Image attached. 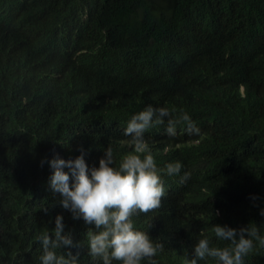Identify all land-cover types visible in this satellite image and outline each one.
I'll return each mask as SVG.
<instances>
[{
    "label": "trees",
    "instance_id": "1",
    "mask_svg": "<svg viewBox=\"0 0 264 264\" xmlns=\"http://www.w3.org/2000/svg\"><path fill=\"white\" fill-rule=\"evenodd\" d=\"M105 2L123 16L113 18L105 39L89 37V47L78 41L75 19L69 62L51 79L35 72L43 27L13 45L2 36L21 41L17 29L0 28V264H39L36 237L54 228L57 214L75 245L61 252L91 264L94 226L60 207L48 184L52 170L41 161L74 159L83 149L87 165L98 167L110 147L118 165L134 152L123 135L127 120L147 105L186 111L200 129L190 135L180 125L175 138L164 125L145 133L158 168L183 166L179 175H162L160 207L133 216L162 245L157 264H184L204 237L231 246L216 239L217 224L254 229L245 264H264V0ZM209 4L217 8L212 15ZM123 59L135 67L118 65Z\"/></svg>",
    "mask_w": 264,
    "mask_h": 264
},
{
    "label": "clouds",
    "instance_id": "2",
    "mask_svg": "<svg viewBox=\"0 0 264 264\" xmlns=\"http://www.w3.org/2000/svg\"><path fill=\"white\" fill-rule=\"evenodd\" d=\"M37 7L41 11L36 10ZM209 7L211 15L217 11L210 4ZM116 16L123 15L109 7L105 0H0V28L10 26L22 37L19 41L15 33L5 34L2 36L5 45L32 40L34 27H43V51L35 68L43 79L57 77L69 62L75 35L89 47V37L105 39ZM75 19L81 28L73 35L69 26ZM28 54L31 55V51ZM118 65L135 67L127 59L119 61ZM160 125L165 126L169 138L176 137L180 125H184L190 135L200 133L186 111L147 105L127 120L123 135L134 152L123 155L118 165L110 147L105 149L98 167L87 165L83 149L74 159L66 160L57 155L41 161V167L47 163L52 170L48 184L53 193L59 194L60 207L70 212L73 220L94 226L95 230L90 228L87 233V255L91 264H144L145 261L157 264L154 257L162 250V245L154 243L146 231L137 228L133 216L159 208L165 195L162 175H179L183 167L180 161H175L158 168L145 133ZM188 178L189 173L184 172L180 182ZM260 215L264 216V209ZM213 232L217 240L229 241L231 246L214 247L207 237L200 238L184 264H198L208 259L215 264H245V258L254 250L251 237L256 234L255 230L217 224ZM36 240L41 248L39 264H80L79 253L61 252L75 246L71 233L65 231L62 215L57 214L54 228H45Z\"/></svg>",
    "mask_w": 264,
    "mask_h": 264
}]
</instances>
